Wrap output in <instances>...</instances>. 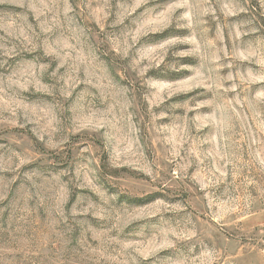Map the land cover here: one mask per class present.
I'll return each instance as SVG.
<instances>
[{"label":"rangeland","instance_id":"374dc122","mask_svg":"<svg viewBox=\"0 0 264 264\" xmlns=\"http://www.w3.org/2000/svg\"><path fill=\"white\" fill-rule=\"evenodd\" d=\"M0 264H264V0H0Z\"/></svg>","mask_w":264,"mask_h":264}]
</instances>
